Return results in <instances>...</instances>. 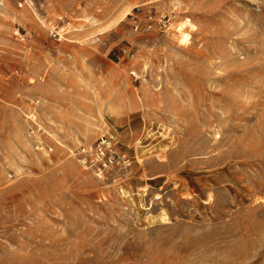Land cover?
I'll list each match as a JSON object with an SVG mask.
<instances>
[{"label": "rangeland", "instance_id": "374dc122", "mask_svg": "<svg viewBox=\"0 0 264 264\" xmlns=\"http://www.w3.org/2000/svg\"><path fill=\"white\" fill-rule=\"evenodd\" d=\"M0 6V264H264V0Z\"/></svg>", "mask_w": 264, "mask_h": 264}, {"label": "built area", "instance_id": "2783aa9c", "mask_svg": "<svg viewBox=\"0 0 264 264\" xmlns=\"http://www.w3.org/2000/svg\"><path fill=\"white\" fill-rule=\"evenodd\" d=\"M24 1V0H23ZM139 10H135L134 13L130 14L129 19L131 21L133 32H143L145 30V26H142L143 21L150 23L152 21V14L149 12L142 16L139 14ZM174 10H171L169 14H159L156 18V24L159 26L160 29L166 28L170 23L171 19L174 18ZM69 24H65L63 27L58 28L54 27L52 30L48 31V36L50 39L54 40L55 42H61L64 36L67 34L64 28H66ZM64 29V30H63ZM13 35L17 36L21 39L25 37V33L20 32L19 28H16L13 31ZM123 54L127 56L133 57V55H129V53L125 50L122 51ZM112 137L101 138V140L93 147H91L90 151L88 152L91 159L94 160L96 163L105 164V155L110 153L112 150ZM84 152V150H83ZM105 166V165H104Z\"/></svg>", "mask_w": 264, "mask_h": 264}, {"label": "bare ground", "instance_id": "6f19581e", "mask_svg": "<svg viewBox=\"0 0 264 264\" xmlns=\"http://www.w3.org/2000/svg\"><path fill=\"white\" fill-rule=\"evenodd\" d=\"M1 7H2V6H0V16H1ZM145 68H146V67H145Z\"/></svg>", "mask_w": 264, "mask_h": 264}]
</instances>
